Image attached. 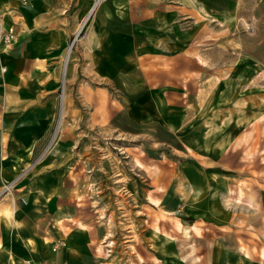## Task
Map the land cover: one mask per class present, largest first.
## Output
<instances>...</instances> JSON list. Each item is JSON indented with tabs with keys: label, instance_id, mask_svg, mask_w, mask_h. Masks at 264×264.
Segmentation results:
<instances>
[{
	"label": "rangeland",
	"instance_id": "obj_1",
	"mask_svg": "<svg viewBox=\"0 0 264 264\" xmlns=\"http://www.w3.org/2000/svg\"><path fill=\"white\" fill-rule=\"evenodd\" d=\"M94 5L97 31L115 35L106 57L111 71L89 81L82 68L56 94L75 107L80 86L90 85L120 102L100 132L87 119L65 121L76 137L70 161L92 175L80 185L83 203L114 234L111 251L99 253L108 264H264V0ZM89 17L71 52L91 29ZM136 57L150 63L138 69ZM218 71L228 78L201 113L197 90ZM97 112L107 122L104 99ZM60 127L34 162L57 145ZM250 129L255 147L243 159L249 144L235 142ZM12 182L5 195L16 189L17 178L5 184Z\"/></svg>",
	"mask_w": 264,
	"mask_h": 264
},
{
	"label": "crops",
	"instance_id": "obj_2",
	"mask_svg": "<svg viewBox=\"0 0 264 264\" xmlns=\"http://www.w3.org/2000/svg\"><path fill=\"white\" fill-rule=\"evenodd\" d=\"M57 3L63 9L54 13ZM95 9L94 0H28L26 5L0 0V22L15 27L19 36L0 61L7 67L0 72V264L109 263L97 248L111 229L100 224L92 205L83 203L80 185L92 175L78 160L70 161L76 137L65 121L70 116L77 125L87 119L88 128L100 132L101 127H110L120 102L90 85L80 86L75 107L70 97L63 104L56 94L63 78L75 83L82 68L89 81L111 71L106 57L116 47L111 43L115 35L97 31ZM91 14V29L77 38L76 50L64 67L74 35ZM136 63L139 69L150 61L137 58ZM163 69L157 67L158 72ZM103 99L105 123L97 112ZM58 127L59 142L41 159ZM16 178V189L5 195V182Z\"/></svg>",
	"mask_w": 264,
	"mask_h": 264
},
{
	"label": "bare ground",
	"instance_id": "obj_3",
	"mask_svg": "<svg viewBox=\"0 0 264 264\" xmlns=\"http://www.w3.org/2000/svg\"><path fill=\"white\" fill-rule=\"evenodd\" d=\"M193 0H187V3H192ZM63 9V7H59V4H55V7H54V11H56L57 13L60 12L61 10ZM71 51L69 50V53H68V56H67V60H66V64H65V67L67 66V63H68V60H69V57L71 56ZM89 68V67H88ZM227 77V72L225 71H218L217 73L215 74H210L200 85L199 89L197 90V93H196V96H197V102H198V105H199V111L201 113H204L206 110H207V107H208V101H209V98L210 96L212 95V93L214 92V89L215 87L217 86L218 84V81L219 80H222L224 78ZM228 78V77H227ZM230 85V84H229ZM228 85V86H229ZM231 86H229L228 88H230ZM231 89V88H230ZM229 89V90H230ZM65 101V100H64ZM64 101H63V104H64ZM187 106V105H186ZM260 119V118H259ZM256 123V122H255ZM254 123V125H255ZM252 129H250L249 131H245L243 132L239 138L237 139V141L235 142V147H240L241 144H249V146H245V150L243 151V155H242V158L243 159H248L252 154H253V150H254V147L255 145L253 144V134H252ZM234 147V148H235ZM235 150V149H233ZM228 151V150H227ZM4 158H8L7 156H5ZM242 194H240V196L238 197V200L241 201L243 200L242 197H241ZM8 206V205H7ZM6 206V207H7ZM3 208V207H2ZM1 208V209H2ZM3 210H1V213H2ZM103 216H101L102 218ZM77 225H79L80 227L82 228H85L84 224L80 221L77 222ZM156 234H159L157 231H155ZM185 236H188V229L185 230ZM160 235V234H159ZM112 237H114V234L112 231H109L107 233V236L105 238V240L103 241V243H99V251L101 253H104L106 251H111L110 249L109 250H106V247L109 246V247H113L114 246V241H112ZM167 237V236H166ZM171 240H173L172 238L170 237H167ZM105 243H107V245H104ZM1 245V244H0ZM107 256H110L109 254H107Z\"/></svg>",
	"mask_w": 264,
	"mask_h": 264
},
{
	"label": "built area",
	"instance_id": "obj_4",
	"mask_svg": "<svg viewBox=\"0 0 264 264\" xmlns=\"http://www.w3.org/2000/svg\"><path fill=\"white\" fill-rule=\"evenodd\" d=\"M21 2L26 5L28 0H21ZM18 32L15 29V27H5L1 22H0V61L3 52L5 49H7L9 46L15 44L18 41ZM7 71V67L1 63L0 65V72L5 73ZM12 184V185H11ZM15 182L8 183L7 185H4L3 193L5 194L7 191L12 189L14 187ZM109 250V249H108ZM41 264H46V263H41Z\"/></svg>",
	"mask_w": 264,
	"mask_h": 264
},
{
	"label": "water",
	"instance_id": "obj_5",
	"mask_svg": "<svg viewBox=\"0 0 264 264\" xmlns=\"http://www.w3.org/2000/svg\"><path fill=\"white\" fill-rule=\"evenodd\" d=\"M89 18H90V17H88V19H87V20H89ZM86 22H87V21H86Z\"/></svg>",
	"mask_w": 264,
	"mask_h": 264
}]
</instances>
